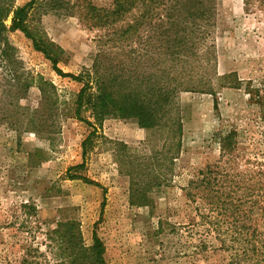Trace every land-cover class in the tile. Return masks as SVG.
I'll list each match as a JSON object with an SVG mask.
<instances>
[{"label":"rangeland","instance_id":"1","mask_svg":"<svg viewBox=\"0 0 264 264\" xmlns=\"http://www.w3.org/2000/svg\"><path fill=\"white\" fill-rule=\"evenodd\" d=\"M15 1L22 4L27 0ZM91 1L106 6L111 0ZM209 4L215 9L208 26L210 62L192 61L191 68H185L183 73L206 74L214 92L182 90L178 93L181 150L175 159L172 179L152 193L151 206L129 203V177L120 171L114 140L129 145L131 152L144 153L160 148L165 134L140 127L133 118L107 116L97 124L99 136L86 153L85 166L78 169L90 182L69 179L67 167L83 161L82 140L92 130L74 114L75 98L82 83L59 75L23 32H8L16 50L13 61L12 56L9 63L0 61V264H17L22 253L20 244L31 240L26 228H17L22 220L18 206L26 201L37 205L40 221L48 226L61 218L77 219L88 244L95 232L104 244L106 264L220 261L219 251L193 253L188 247L190 202L183 187L198 169L216 163L219 156L216 133L222 126H237L241 131L240 149H260L257 156L264 161V139L261 140L264 133V5L245 6L243 0H211ZM42 9L33 12L30 27L39 29L63 47V60L58 62L62 71L78 74L89 69L100 49L110 51L109 59L104 58L105 63H112L122 71V54L130 51L128 47L122 51V42L114 44L109 40L102 44L101 29H87L77 16L42 13ZM5 22L9 24L10 19ZM144 40L133 44L134 51H131L132 55L144 54L142 58L139 62L131 60L133 64L127 61L126 66L150 73L166 62L159 59L157 42L148 45ZM38 76L55 86L56 100L47 99L43 104L46 110L51 104L57 113L52 121L45 123L50 122L46 129L51 137L45 135V127L38 133L29 123L28 110L39 107L42 102L36 81L31 82L19 99L22 108L8 104L10 85L15 84L17 77L24 83ZM11 114L15 117L8 119L6 115ZM81 114L92 120L88 110L83 109ZM160 219L162 229L158 230ZM172 225H176V231H172ZM44 238L43 233H38L35 240Z\"/></svg>","mask_w":264,"mask_h":264},{"label":"trees","instance_id":"2","mask_svg":"<svg viewBox=\"0 0 264 264\" xmlns=\"http://www.w3.org/2000/svg\"><path fill=\"white\" fill-rule=\"evenodd\" d=\"M209 1L111 0L104 6L91 0H27L22 4L15 0H0V61L9 63L11 56L14 60L16 48L9 41L8 32L20 30L32 40L34 49L50 60L59 75L70 76L82 83L75 98L74 114L92 130L82 140L83 161L67 167L69 179L90 182L78 169L85 166L86 153L99 136L97 124L110 115L133 118L140 127L165 134L160 148H151L144 153L131 152L129 145L114 140L120 171L129 177V203L153 205L152 193L169 184L175 159L181 150L178 93L182 90L214 92L208 85L210 80L206 74L183 73L185 68H191L192 61L210 62L207 38L211 29L208 26L215 9L207 5ZM243 2L245 6L252 3L264 5V0ZM41 8L42 13L51 11L77 16L87 29H101L99 38L102 44L109 40L114 44L122 42V51L125 47L130 50L122 54V71L112 63H105L104 58L110 57V51L106 49H100L94 55L89 69L78 74L62 71L58 62L63 60V47L39 29L30 27L33 12ZM7 18L9 24L5 22ZM142 39L148 45L157 42L159 59L166 62L150 73L126 66L127 61L130 64L135 63L131 60L139 62L144 55L131 54L133 44ZM179 64L180 68L177 67ZM174 70L176 73H172ZM32 81L37 82L42 102L35 109L27 108L29 123L38 133L45 127V135L51 137L46 129L50 122L45 123L52 121L57 113L51 104L47 110L43 105L47 99L56 100L55 86L50 81L38 76L21 83L17 77L15 84L10 85L8 104L22 108L19 99ZM83 109L89 111L92 120L82 116ZM7 116L9 119L15 114ZM240 135L237 126H222L216 133L219 145L216 163L198 169L183 187L190 202L187 236L191 239L188 247L193 253L221 252L220 261L213 264H264V161L258 159L260 149H240ZM262 135L261 140L264 133ZM18 207L22 220L17 228H26L31 240L20 244L22 253L17 264H106L102 240L93 232L91 242L86 243L77 219L61 218L48 226L40 221L35 203L21 202ZM157 229H162L161 219ZM171 229L176 231V225ZM38 233L44 234L43 241L35 240ZM197 233L199 235L195 237ZM41 244H44L43 249Z\"/></svg>","mask_w":264,"mask_h":264}]
</instances>
